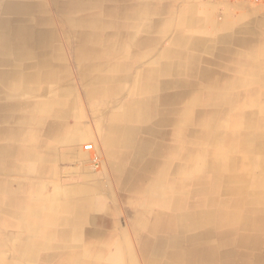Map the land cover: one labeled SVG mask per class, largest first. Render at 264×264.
I'll return each mask as SVG.
<instances>
[{
  "label": "crops",
  "instance_id": "crops-1",
  "mask_svg": "<svg viewBox=\"0 0 264 264\" xmlns=\"http://www.w3.org/2000/svg\"><path fill=\"white\" fill-rule=\"evenodd\" d=\"M85 2L37 112L0 81V264H264V1Z\"/></svg>",
  "mask_w": 264,
  "mask_h": 264
},
{
  "label": "bare ground",
  "instance_id": "bare-ground-1",
  "mask_svg": "<svg viewBox=\"0 0 264 264\" xmlns=\"http://www.w3.org/2000/svg\"><path fill=\"white\" fill-rule=\"evenodd\" d=\"M85 1L86 0H0V68H2L0 70V81L8 82L9 85L12 84V86L10 85L8 93L5 94L10 100H12L15 95L19 96L20 93L27 95L26 99H29V97L32 99L31 110L37 112L38 106L34 103L36 88L32 86L33 88L31 89L28 87L29 85L27 86L24 83L30 81L33 84L34 82L38 83V81L42 79H53L54 74L50 73V71H45L41 74L38 72L39 68H48L50 65L53 66L51 55L42 57L43 51H50L51 49L54 53V58L58 59L62 54L63 42H65L66 45L68 43L66 51L69 50L70 37H75L77 40L85 39L87 33L105 31L107 28L113 26V24L110 23L101 25L96 21V19L99 18L97 16L88 19V17L85 16L83 6H81L86 4ZM9 15L12 16L9 17ZM54 21L59 23L61 29L55 26ZM85 47L86 45L84 44L77 46L75 49L78 54L77 58H80L79 55H84L88 52ZM85 50L86 52H84ZM81 59H84V57ZM78 63L83 66L86 65L84 60H80ZM30 66H33L35 69L26 71ZM90 67L91 65L87 62V65L82 68L85 70ZM98 75L86 76L84 82L98 83L102 80ZM62 92H59L60 95ZM89 92L91 96L98 92V89L91 88ZM26 102L28 103L27 100Z\"/></svg>",
  "mask_w": 264,
  "mask_h": 264
},
{
  "label": "built area",
  "instance_id": "built-area-1",
  "mask_svg": "<svg viewBox=\"0 0 264 264\" xmlns=\"http://www.w3.org/2000/svg\"><path fill=\"white\" fill-rule=\"evenodd\" d=\"M236 1H241V2H252V3H260V2H262V1H264V0H236ZM84 148L85 149H89V148H91V145H85L84 146Z\"/></svg>",
  "mask_w": 264,
  "mask_h": 264
}]
</instances>
